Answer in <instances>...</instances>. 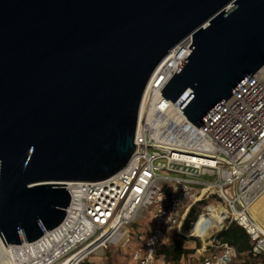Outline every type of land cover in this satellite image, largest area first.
Masks as SVG:
<instances>
[{"label": "water", "instance_id": "95a60500", "mask_svg": "<svg viewBox=\"0 0 264 264\" xmlns=\"http://www.w3.org/2000/svg\"><path fill=\"white\" fill-rule=\"evenodd\" d=\"M165 82L198 128L264 64V0H0V235L59 227L70 182H97L135 151L145 90Z\"/></svg>", "mask_w": 264, "mask_h": 264}, {"label": "built area", "instance_id": "2783aa9c", "mask_svg": "<svg viewBox=\"0 0 264 264\" xmlns=\"http://www.w3.org/2000/svg\"><path fill=\"white\" fill-rule=\"evenodd\" d=\"M191 44L187 37L179 46L185 53ZM160 79L146 88L150 94L143 108L141 103L135 151L127 165L109 179L67 185L71 203L63 223L37 242L8 246L37 243L31 264H63L90 249L76 263L84 264L101 249L128 245L130 226L143 220L150 221V228L140 234L133 258L138 264H158L160 244L170 232L181 231L187 211L217 199L226 214L225 227H242L252 242L251 255H264V231L250 211L264 193V64L199 128L179 110L187 92L175 103L167 100ZM150 110L155 124L149 120ZM171 114L181 122L172 123ZM190 137L202 141L201 146H188ZM215 235L206 238L215 251L196 264L234 262L236 249L217 243ZM8 256L7 264H29Z\"/></svg>", "mask_w": 264, "mask_h": 264}, {"label": "bare ground", "instance_id": "6f19581e", "mask_svg": "<svg viewBox=\"0 0 264 264\" xmlns=\"http://www.w3.org/2000/svg\"><path fill=\"white\" fill-rule=\"evenodd\" d=\"M190 52H191V49L187 48L185 50V53H184L180 46H178V47L174 48L172 51H170L169 54L163 59V61L157 67L155 74L153 75L148 86L151 87L155 82L158 81V79L160 77H161V79L162 78L163 79L162 80L160 79L161 82L159 83V86H162L166 82V80L179 68L180 64L183 62V60H185V58L187 57L188 54H190ZM149 94H150L149 90H146V93L144 94V98H143L142 108H143V105H144L147 97L149 96ZM150 113H151V115L149 116V120H150V122L155 124V121H154L155 118L152 116V110H150ZM171 115H172V117H171L172 123H180L181 122L180 117L177 116V114H171ZM201 142L202 141H200V140L194 139V137H190L189 139L186 140L187 145L188 146L190 145L192 147L201 146ZM71 184H73V182L67 183V185H71ZM223 211L224 210L219 206H212V207L205 210V212H208L210 214L211 219H213L214 213H218L220 215V214H222ZM250 211H251V214H252L254 220L256 221V223L264 231V193L251 206ZM217 219H219V218H217ZM211 225L214 226L215 221H213ZM209 226L210 225H206L204 227L203 235H205V237L211 235V234H209V232L207 230ZM126 232H127V230H125L122 234L126 235ZM2 242H4V240L2 239V237L0 235V264H7L8 262H10V260H6L4 258V257H9L8 256L9 253L11 254L12 258H16L17 262L18 261H22V262L27 261V262H29V264H31V262L37 258V243L25 244V245L19 246L18 248H15L12 246L3 245ZM35 242H37V241H35ZM45 242H49V240L45 241ZM89 250L90 249H84L80 253L74 255L72 259H70L68 261H64L63 264H76L82 256H84L86 253H88ZM5 253H6V255H5ZM102 254H103V250L101 249L95 255L100 256Z\"/></svg>", "mask_w": 264, "mask_h": 264}, {"label": "crops", "instance_id": "0c3cea01", "mask_svg": "<svg viewBox=\"0 0 264 264\" xmlns=\"http://www.w3.org/2000/svg\"><path fill=\"white\" fill-rule=\"evenodd\" d=\"M190 211H187L188 214ZM150 228V221H145V225L138 229V233L132 231V240L129 243L130 245H111L107 249L103 250L102 255H92L90 256L84 264H110L112 261L114 264H138L134 258L133 254L135 250L140 246L141 241L139 239L140 234L145 235ZM137 234V235H136ZM179 234L181 231L170 232L167 237L162 241L159 248L165 245L173 244L175 240L179 238ZM195 239L185 240L183 243L184 248L193 250L192 253L185 255L182 257L180 262H184L187 264H196L201 262V260L207 256L206 254L215 251L210 244L206 241V239H202L201 237L193 236ZM217 240V239H216ZM217 243H222L220 240H217ZM112 246L118 249V253L114 254L111 251ZM158 264H171L167 263L163 257L157 258Z\"/></svg>", "mask_w": 264, "mask_h": 264}, {"label": "trees", "instance_id": "16d2710c", "mask_svg": "<svg viewBox=\"0 0 264 264\" xmlns=\"http://www.w3.org/2000/svg\"><path fill=\"white\" fill-rule=\"evenodd\" d=\"M203 203L204 201L199 202L198 204L201 205ZM198 215L199 214L195 215V210L193 208L184 217L179 238L175 240L173 244L165 245L159 248L157 254L158 258L163 257L167 263L178 264L183 256L193 252V250L184 248L182 242L185 240L195 239V237L190 235V230L194 227L196 221L198 220ZM215 238L223 243H228L233 246L240 257L243 255L246 256L241 263L234 262L232 264H253L252 259L254 260L258 258L251 255L252 242L250 236L236 223H231L224 227L215 235Z\"/></svg>", "mask_w": 264, "mask_h": 264}, {"label": "rangeland", "instance_id": "374dc122", "mask_svg": "<svg viewBox=\"0 0 264 264\" xmlns=\"http://www.w3.org/2000/svg\"><path fill=\"white\" fill-rule=\"evenodd\" d=\"M204 203H206V204H204ZM204 203L201 204V205L198 204V205H196L194 207L195 215L199 214L198 215L199 218L196 221L194 227L190 230V235L191 236H197V237L199 236L202 239H206L208 237V236L205 237V235H203L204 227L206 225H210L208 227V229H207L209 234H214L215 235V234L219 233L225 227V224L227 223L226 214L224 213V211L220 215L218 213H214L213 214L214 215L213 219H211V216H210V214L208 212H205L206 209H208V208H210L212 206H219V207H221L223 209V205L220 203L219 200L211 199L209 201H204ZM203 208H205V209H203ZM216 217L219 218V219H217ZM213 221H215V225L214 226L211 225ZM144 225H145V221L138 220L136 223H134V224H132L130 226V229L133 232L138 233L136 231H138V229L140 227L144 226ZM128 245H130V244H128ZM128 245H124V246H128ZM111 251L114 252V254L118 253V249L116 247H114V246H112ZM94 255L95 254H93V256ZM206 255H208V253ZM245 257H246L245 255L240 257L237 254V257L235 258L234 262L241 263L245 259ZM252 262H253V264H264V256L258 257V258L254 259V260L252 259ZM110 264H114V263L111 261Z\"/></svg>", "mask_w": 264, "mask_h": 264}, {"label": "clouds", "instance_id": "9594fccd", "mask_svg": "<svg viewBox=\"0 0 264 264\" xmlns=\"http://www.w3.org/2000/svg\"><path fill=\"white\" fill-rule=\"evenodd\" d=\"M154 240V239H153Z\"/></svg>", "mask_w": 264, "mask_h": 264}]
</instances>
